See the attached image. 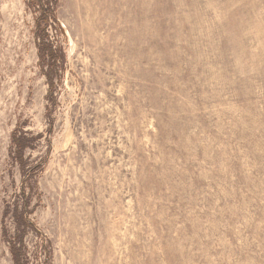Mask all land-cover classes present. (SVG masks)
Returning a JSON list of instances; mask_svg holds the SVG:
<instances>
[{
  "label": "rangeland",
  "instance_id": "obj_1",
  "mask_svg": "<svg viewBox=\"0 0 264 264\" xmlns=\"http://www.w3.org/2000/svg\"><path fill=\"white\" fill-rule=\"evenodd\" d=\"M36 1L0 0V264L26 201L30 264H264V0H39L52 101Z\"/></svg>",
  "mask_w": 264,
  "mask_h": 264
},
{
  "label": "trees",
  "instance_id": "obj_2",
  "mask_svg": "<svg viewBox=\"0 0 264 264\" xmlns=\"http://www.w3.org/2000/svg\"><path fill=\"white\" fill-rule=\"evenodd\" d=\"M38 1L36 2L39 3L38 6L40 7L41 15L37 19V27L39 29L37 32V38L41 42L39 45V50L42 64H48V66L50 67V71H48L46 75L48 76L47 82L49 84L50 98L52 101L54 100V91L56 89L55 80L56 76H58L56 75L58 74V70L56 69L57 52L55 51L53 44L48 40V34L46 29L49 25L50 20L56 21V17L54 14L56 5H53L51 7H45L43 6V4L41 5V3ZM33 141L34 139H30L26 133H21L19 131L13 133L12 147L15 150L14 158L17 162H19L20 165L23 166V168L26 166V150L32 149L33 145L31 143ZM29 206V201H26L23 208L20 209L19 207H16L13 211L14 216L18 221L17 231L14 237L9 239L8 241V243L10 244L9 247L13 264H30L25 252V236L28 233V230H32L36 233L38 230L35 225L29 220L28 216L31 214V212L28 211Z\"/></svg>",
  "mask_w": 264,
  "mask_h": 264
}]
</instances>
